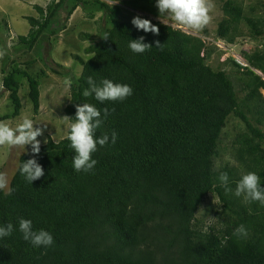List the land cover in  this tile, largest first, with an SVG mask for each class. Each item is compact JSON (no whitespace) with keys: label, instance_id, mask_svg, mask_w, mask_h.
I'll return each mask as SVG.
<instances>
[{"label":"trees","instance_id":"16d2710c","mask_svg":"<svg viewBox=\"0 0 264 264\" xmlns=\"http://www.w3.org/2000/svg\"><path fill=\"white\" fill-rule=\"evenodd\" d=\"M220 1L214 40L233 46L246 36L242 25L251 39L264 37V18L254 16L256 5L246 12L242 0ZM78 7L87 19L102 12L107 26L97 35L100 42L85 49L91 57L71 55L81 69L64 113L73 117L76 104L83 103L107 109L95 135L111 139L115 132L116 142L97 146L92 154L97 164L90 172L72 166L69 128L58 142L48 138L38 154L26 146L30 153L18 157L9 180L11 195L0 190V225L14 226L10 236L0 239V264H264V206L226 194L217 179L227 172L234 188L242 171H253L264 181V49L243 51L245 66L228 58L213 68L207 60L214 47L164 22L166 14L159 15L155 0H49L44 8L34 7L38 17H26L30 28L18 36L19 47L31 51L58 12L63 10L67 21ZM134 16L150 20L158 34L137 30L131 24ZM105 33L109 39L102 38ZM140 36L152 48L137 54L128 43ZM89 39L94 37L80 33V40ZM155 41L162 47L156 48ZM227 64L235 69L238 91L223 68ZM57 68L63 69L51 61V72L64 76ZM90 76L96 82L107 78L128 84L132 95L103 103L83 97ZM22 81L32 112L38 113L39 82L13 62L1 81L12 113L0 121L19 114ZM231 117L243 124L231 143L234 164L216 167L220 137ZM34 155L44 176L29 184L18 163ZM209 195L218 200L219 222L204 229L196 213ZM20 218L50 231L54 244L33 247L25 241ZM241 224L248 230L246 239L233 236Z\"/></svg>","mask_w":264,"mask_h":264},{"label":"rangeland","instance_id":"374dc122","mask_svg":"<svg viewBox=\"0 0 264 264\" xmlns=\"http://www.w3.org/2000/svg\"><path fill=\"white\" fill-rule=\"evenodd\" d=\"M242 1L246 12H248L249 6L256 5L257 9L254 12V16L264 18V0ZM48 3L49 0H0V53H2L0 55V117L12 113V105L9 101L8 93L2 90L1 81L2 77L11 71L13 62H16L21 69L38 80L40 92L39 110L34 115L28 97L29 90L27 83L22 81V86L18 92L22 104L19 114L15 118L0 122L14 127L23 116H30L38 124L34 125V127L39 126L44 129L43 135L37 137L40 145H44L48 138H51L54 142H58L66 136L69 120L64 113V107L68 104L70 98V88H66L63 81L71 79L72 83L75 82L81 69V65L72 60L71 55H79L84 60L91 57V54H87L85 49L100 42L101 37H97V35L99 36L103 26H107V23L101 21L102 12L100 11L94 12L92 19H87L86 12L78 7L69 20L65 21V12L61 10L58 12V17H55L53 20L50 28L43 33L31 51L22 47L21 49L19 47L21 44L18 42V36L27 35L30 28L26 17H38L34 7L37 5L44 8ZM206 3L209 6V22L201 31L197 32L180 26L167 15H165L163 21L187 33L202 37L208 45L214 47L215 50L207 60L209 65L213 68H218L228 58H232L239 63L241 60H244L242 57L243 51L250 48L264 49V37L256 40L251 39L248 36L246 27L243 25L240 26V29L246 36L236 40L233 46H228L220 40H214L213 34L217 21L222 17L220 9L221 1L206 0ZM61 25H65V29H62ZM205 29L209 33L208 37L203 36V30ZM80 33H88L94 39L80 40ZM51 61L63 67V69H57L63 72L64 76L51 72ZM223 68L230 74L234 81L235 89L238 91L239 84L234 77L235 69L230 64L224 65ZM257 73L260 75L259 72ZM261 77L264 79L263 75ZM260 92L264 97V91L260 90ZM239 96H243V94L240 93ZM241 130H243V124L240 120L231 117L220 137L219 156L214 162L216 167L227 162L234 164L231 143ZM24 152L30 153V150L26 146L23 149L20 146L0 145V174L4 176L8 185L16 168L18 157ZM219 210L217 198L214 195H209L201 204L196 213V218L204 229L211 225H218Z\"/></svg>","mask_w":264,"mask_h":264},{"label":"clouds","instance_id":"9594fccd","mask_svg":"<svg viewBox=\"0 0 264 264\" xmlns=\"http://www.w3.org/2000/svg\"><path fill=\"white\" fill-rule=\"evenodd\" d=\"M155 6L159 15H167L176 24L185 28L201 31L209 22V6L206 0H155ZM131 24L144 33L151 32L158 34V28L152 24L150 20L134 16ZM103 39H109L108 33H105ZM156 48H161L159 41L154 42ZM129 49L137 54H142L152 48L145 42L144 36L137 39H129ZM2 55V53H0ZM245 66L244 60L239 62ZM63 84L66 88L72 85L71 79H65ZM88 87L82 92L83 97L94 96V98L103 103L104 101H123L132 95L133 89L128 84L114 82L110 79H102L96 82L91 76L87 78ZM103 112V115H102ZM108 116L107 109H98L90 103L76 104L75 115L70 119L67 139L70 141V147L74 150L72 158V166L75 171L90 172L94 169L97 161L92 158V154L97 151V146L103 147L109 143L116 142V133L103 134L97 137L96 130L99 129ZM34 125H38L34 120L25 115L20 122L14 127L7 123L0 122V145L30 146L33 154L40 152V141L37 137L43 135L44 129ZM18 171L25 181L31 184L44 176V170L38 163L35 155L32 158L18 163ZM220 186L223 187L226 194L231 193L235 197H242L243 202L251 204L258 202L260 206H264V181L261 176L253 171H242L240 178L234 181L235 187L231 186L230 178L227 172H220L217 177ZM7 189L5 195H11L13 189L8 186L4 176L0 174V190ZM215 219V218H213ZM18 230L22 234L25 241L31 243L33 247H51L54 244L52 233L43 228L34 229L30 219L20 218L18 221ZM14 231L12 223L0 225V239L10 236ZM233 236L238 239H246L248 230L245 225L241 224L233 231Z\"/></svg>","mask_w":264,"mask_h":264}]
</instances>
